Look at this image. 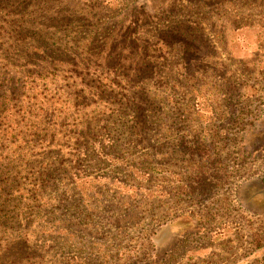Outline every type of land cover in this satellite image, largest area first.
Returning a JSON list of instances; mask_svg holds the SVG:
<instances>
[{
    "label": "rangeland",
    "instance_id": "1",
    "mask_svg": "<svg viewBox=\"0 0 264 264\" xmlns=\"http://www.w3.org/2000/svg\"><path fill=\"white\" fill-rule=\"evenodd\" d=\"M241 144L264 145V0H0V264H264ZM188 160L235 173L185 195Z\"/></svg>",
    "mask_w": 264,
    "mask_h": 264
},
{
    "label": "trees",
    "instance_id": "2",
    "mask_svg": "<svg viewBox=\"0 0 264 264\" xmlns=\"http://www.w3.org/2000/svg\"><path fill=\"white\" fill-rule=\"evenodd\" d=\"M18 6H19V4H18ZM139 18H140V16L136 17L134 19L136 22L139 23ZM76 19L77 18H75L74 21H76ZM101 31L105 32L103 28ZM140 50L142 51V53L144 55V59L141 60L142 62L138 64L139 67H153L152 61L154 60V58L156 56H159V53L157 52V50L154 51L152 54L147 53L146 52L147 50L143 47H141ZM242 69H244V67ZM251 71L255 72L254 68H252ZM230 82L231 81H229V80L225 81V96L229 98L225 104H227L228 106H230L232 104V102H234L233 100L236 99V97L233 96L234 91H231L230 88H228ZM238 85L240 86V84H238ZM5 101H8V99L5 98ZM127 105H131L133 107L137 104L136 103H127ZM11 107L14 108L15 110H18L16 108V105L15 106L12 105ZM3 110L8 111L7 114L4 113L3 116L9 117L12 115L11 114V111H12L11 108L6 107ZM143 121L144 120H142V121L136 120L135 125L132 126L133 127L132 129H135V127L141 126L143 124ZM37 122L39 123L40 120H37ZM89 124H90V122L87 121L86 125H89ZM20 131H22V130H20ZM33 136H34V134H29V135H25V138L26 137H33ZM201 144L202 143H199V142H196L195 144H193V143H190L189 140H183L182 141L183 148L186 149L187 151L189 150L191 155L194 154L196 156V152H197V153H200L201 156H203L201 158H207L209 160L208 156L210 157V155L207 153V147L203 146V149H202ZM262 151L264 152V145L261 148L254 150V152L252 154L247 155L245 153L246 151L244 152L243 145L241 144L240 145V151L237 150L238 156L241 158V160H239V162H242L243 159L246 160L249 157L259 156V155H261ZM187 163L190 164L191 168H192V170L189 173V177H190L188 180L189 184L188 185L182 184L179 186V192L183 193L185 195H191V194L196 193L198 191H200V192L206 191L207 189H209V187L212 186V184H214L215 181L218 182L220 177H222V178L225 177V184H226L228 182V179L231 176L232 172L235 173V171L233 169H229L226 166H225V171H224L222 168V165L217 163V162L214 163L213 167H210V166L208 167V165L206 164L207 163L206 161L205 162L203 161L202 164H200V163L197 164V161L194 162L192 160H188ZM215 176H217L216 179H218V180L213 179V177H215ZM39 185H40V181L37 182V181L33 180L32 182H29V186H28L27 190H25L26 197L27 198L31 197L33 199L35 196H37ZM198 231L199 230H197V232ZM18 241H19V239H18ZM162 250H163L162 253L164 255L165 251L163 248H162ZM159 259H161V257Z\"/></svg>",
    "mask_w": 264,
    "mask_h": 264
}]
</instances>
